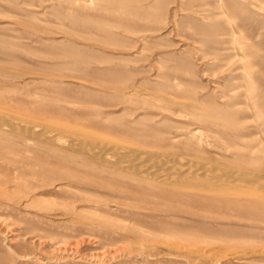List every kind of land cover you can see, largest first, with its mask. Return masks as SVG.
Wrapping results in <instances>:
<instances>
[{"label":"rangeland","instance_id":"1","mask_svg":"<svg viewBox=\"0 0 264 264\" xmlns=\"http://www.w3.org/2000/svg\"><path fill=\"white\" fill-rule=\"evenodd\" d=\"M0 264H264V0H0Z\"/></svg>","mask_w":264,"mask_h":264},{"label":"bare ground","instance_id":"2","mask_svg":"<svg viewBox=\"0 0 264 264\" xmlns=\"http://www.w3.org/2000/svg\"><path fill=\"white\" fill-rule=\"evenodd\" d=\"M259 114H261V112ZM45 129L48 130L35 131L33 133H30V135L47 144H56L58 142L63 141L61 137L57 136L58 132L55 131L54 128L45 126ZM71 144H74V139L71 140V142L69 141V145ZM82 150L83 148H80L78 151L81 152ZM91 152L100 164L106 165V167L108 168L118 169L121 171L133 173L134 175L145 176L148 178H156V180L164 182L166 184H172V182L184 183V181H192L193 185H198L199 187L204 185V187L215 188L217 186H226L228 184H232V182L237 179L238 174V171L236 170L233 171L229 168L215 165L214 163L205 161L202 158L181 157V155L180 157L174 156L168 158V154H148L147 156L149 157L150 161H154V163L157 162V165H165V163L167 164L169 162H173L172 164L166 167L168 172H162V174H158L156 172H150V170H143L142 168H140V165H138L136 162L129 163L125 160V158L127 157L136 155L138 152L135 151H130V153H126L120 151V149L117 147L115 150L112 147H108V145H103L100 143L99 147L97 149H92ZM151 156H154L156 158H150ZM157 156L160 157L157 158ZM120 157H122L123 160H121ZM182 161H185L183 165L181 163ZM217 172L221 173L218 174Z\"/></svg>","mask_w":264,"mask_h":264}]
</instances>
